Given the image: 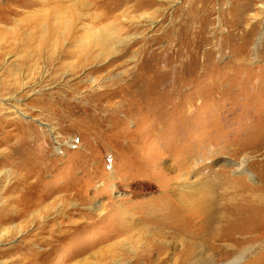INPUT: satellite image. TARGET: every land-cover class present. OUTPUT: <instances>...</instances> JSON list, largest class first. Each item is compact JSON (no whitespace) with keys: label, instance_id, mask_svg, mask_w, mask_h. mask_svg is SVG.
Wrapping results in <instances>:
<instances>
[{"label":"rangeland","instance_id":"1","mask_svg":"<svg viewBox=\"0 0 264 264\" xmlns=\"http://www.w3.org/2000/svg\"><path fill=\"white\" fill-rule=\"evenodd\" d=\"M45 2L0 0V264H196L177 182L264 201V0Z\"/></svg>","mask_w":264,"mask_h":264},{"label":"bare ground","instance_id":"2","mask_svg":"<svg viewBox=\"0 0 264 264\" xmlns=\"http://www.w3.org/2000/svg\"><path fill=\"white\" fill-rule=\"evenodd\" d=\"M46 3L47 2H45V0H10L9 7H12L11 5L19 4L22 5V8L24 9H35L38 5ZM47 5L49 6L50 3ZM9 7H7V10L8 12H11ZM65 11L70 15V19L68 16V22H70L72 25L70 26L69 30L71 33H73L72 35H74L76 31V23L79 20L78 13L75 12L76 8L68 6L67 8H60L58 10L56 7L55 17L64 16L63 14ZM12 13H16V11L14 12V10H12ZM35 23L38 25L37 20ZM32 27L34 30V26ZM32 27L30 25H26L24 27L27 29V31H29L27 35H33ZM0 37L4 38V35ZM78 52L84 55L83 52ZM70 55L71 54L68 53V57ZM85 57L86 56L84 55V58ZM82 61H84V59ZM174 186L173 191L176 193L172 195L177 197L176 202L178 204L183 207L195 206V208L197 207L201 212L203 211L205 213V218L202 220L203 226L200 229L186 231L182 234L173 233L174 237L171 239L168 238V242H164L166 244L165 247H171V249L174 250L176 256H181V258H185L186 260L190 259L196 264H220L219 262H221L223 259H228V264H238L250 251L254 250V246L256 244H259L263 241L262 240L258 243L249 242L245 244L246 240L264 239V229L261 230V228L264 227H261L260 224L255 225V227H251L247 221L248 215L251 211L260 213L261 211H264V201L260 198L261 196L259 198L250 196L241 197L242 199H238L235 205H232L231 207H222V203L219 202L216 197H214L215 195L211 194L212 190H206L208 195H210L208 198L202 196L199 198V200H195L196 202H194L192 200V192H197L198 190L195 189L194 184L185 182V184L182 183L180 185L177 182ZM203 212L202 214L204 216ZM228 220L231 223L234 222L233 226L231 227L232 229H230L229 232ZM245 236L248 238H244ZM205 249L210 253V256L213 259H211L212 261L210 260L211 257L205 252ZM176 259L178 260L177 257L175 260Z\"/></svg>","mask_w":264,"mask_h":264}]
</instances>
